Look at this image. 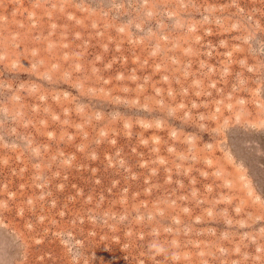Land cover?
I'll list each match as a JSON object with an SVG mask.
<instances>
[{
	"label": "rangeland",
	"instance_id": "obj_1",
	"mask_svg": "<svg viewBox=\"0 0 264 264\" xmlns=\"http://www.w3.org/2000/svg\"><path fill=\"white\" fill-rule=\"evenodd\" d=\"M0 264H264V0H0Z\"/></svg>",
	"mask_w": 264,
	"mask_h": 264
}]
</instances>
